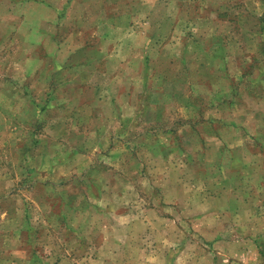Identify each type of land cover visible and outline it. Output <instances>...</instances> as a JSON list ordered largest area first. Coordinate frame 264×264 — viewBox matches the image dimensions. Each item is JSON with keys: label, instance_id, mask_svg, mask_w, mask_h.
<instances>
[{"label": "crops", "instance_id": "crops-1", "mask_svg": "<svg viewBox=\"0 0 264 264\" xmlns=\"http://www.w3.org/2000/svg\"><path fill=\"white\" fill-rule=\"evenodd\" d=\"M11 1L0 2V124L8 122L3 108L22 104L18 100L20 104L15 107L14 100L4 99L5 94L9 97L20 90L13 84L15 78L4 86V65L12 59L9 66L16 69L14 74L20 71V75L33 76L26 89L34 108H44L46 118L54 112L60 115L61 131L63 126L70 127L66 133L51 134L56 140H67L68 145L59 146L66 155H81L80 149L87 146L120 148L112 151L113 156L132 155L126 150L130 143L146 145L147 151L163 146L169 149L162 157L165 169H175L177 178L206 177L209 172L198 171V167L212 160L209 147L218 138L222 164L217 174L221 180L210 177L205 190L195 191L205 193L208 209L230 210L232 216L237 215L234 220L240 226L257 218L258 208H264V59L258 51L244 58L234 56L242 71L236 73L240 74L237 93L229 100L214 101L208 89L201 90L198 85L197 89L195 85L188 88L192 79L181 75L190 56L186 52L198 39L185 34L188 27L175 24L174 17L182 16L179 0ZM113 4L122 6L115 8ZM214 31L207 30L209 37ZM218 46L214 55L218 54L224 64L227 47L223 43ZM259 46L264 48V43L259 41ZM210 62L202 60L199 64ZM223 76L222 71L216 75L219 86L215 91L223 90ZM226 104L236 107L239 119L230 125L223 118ZM202 123L209 127L202 129ZM183 133L192 134L204 147L180 143ZM242 170L249 181L244 191L238 186ZM166 176L172 175L164 173ZM181 189L177 181L172 187L166 185L173 199L181 198ZM245 191L251 192L252 199L244 195ZM173 203L181 206L178 201ZM248 210L250 215L245 216ZM237 229L244 234L239 239L253 241L256 249L247 248L234 257L245 259V264H264V230L250 234L249 228ZM219 238L212 237L209 243L216 245ZM224 250L219 256L230 264L232 258Z\"/></svg>", "mask_w": 264, "mask_h": 264}, {"label": "rangeland", "instance_id": "rangeland-1", "mask_svg": "<svg viewBox=\"0 0 264 264\" xmlns=\"http://www.w3.org/2000/svg\"><path fill=\"white\" fill-rule=\"evenodd\" d=\"M177 4L182 16L174 17L175 24L188 27L185 34L198 39L192 43V51L189 48L186 52L190 54L186 68L180 70L183 77L193 81L188 88L195 85L197 89L198 85L201 90L208 89L214 101L235 97L236 84L240 83L236 73L242 71L234 56L244 58L256 50L264 59V48L259 46L264 35L257 31L263 0H179ZM202 26L208 28L202 30ZM207 30L215 31L209 37ZM221 43L227 47L224 64L218 54L214 55ZM202 60L211 62L201 65ZM12 61L4 65V86L15 78L13 84L20 90L9 97L5 94L4 99L14 100L15 107L22 104L3 108L8 122L0 124V264H228L218 253L224 249L232 258L230 264H245V259L239 260L235 254L256 249V243L240 240L244 234L237 228H249L250 234L264 230V208H258L257 218L240 226L234 220L237 215L232 216L230 210L208 209L205 193L195 191L205 190L210 177L221 180L218 138L209 147L212 160L198 167V171L209 172L206 177L177 178L175 169H165L162 157L169 149L163 146H156L153 153L146 145L130 143L126 150L132 155L115 156L112 151L120 148L87 146L80 149L81 155H66L60 147L68 145L67 140H56L51 134L66 133L70 127L63 126L61 131L60 115L54 112L46 118L44 108H34L26 89L33 76L20 75V71L14 74L16 69L9 66ZM220 71L225 79L221 92L215 91ZM226 106L223 118L230 125L239 119L236 107ZM201 125L204 130L209 127L207 123ZM180 136V143L204 147L192 134ZM164 173L172 176L163 177ZM242 173L238 186L244 191L249 181L246 171ZM174 181L181 183L180 199L167 194L166 185L172 187ZM245 192L252 199L251 192ZM246 214L250 215V210ZM162 220L165 223L161 224ZM215 236L220 238L212 245L209 240Z\"/></svg>", "mask_w": 264, "mask_h": 264}, {"label": "trees", "instance_id": "trees-1", "mask_svg": "<svg viewBox=\"0 0 264 264\" xmlns=\"http://www.w3.org/2000/svg\"><path fill=\"white\" fill-rule=\"evenodd\" d=\"M257 19H258V25H259L257 31L260 33V35L262 34L261 36H263L264 35V11H263L262 16L257 17ZM257 31L255 32L256 34H258Z\"/></svg>", "mask_w": 264, "mask_h": 264}]
</instances>
